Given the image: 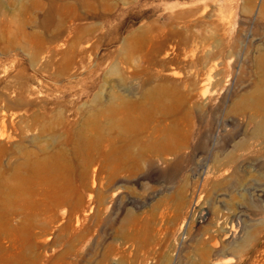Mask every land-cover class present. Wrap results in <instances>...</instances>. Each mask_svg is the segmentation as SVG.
<instances>
[{"label": "rangeland", "instance_id": "1", "mask_svg": "<svg viewBox=\"0 0 264 264\" xmlns=\"http://www.w3.org/2000/svg\"><path fill=\"white\" fill-rule=\"evenodd\" d=\"M0 264H264V0H0Z\"/></svg>", "mask_w": 264, "mask_h": 264}, {"label": "bare ground", "instance_id": "2", "mask_svg": "<svg viewBox=\"0 0 264 264\" xmlns=\"http://www.w3.org/2000/svg\"><path fill=\"white\" fill-rule=\"evenodd\" d=\"M211 68H208L207 69V72H206V75L207 77L205 79H210L211 77ZM199 220L198 222H201L202 220H204L205 218V213L203 211L200 212L199 216H198ZM234 233V229L231 227L230 229H228L227 231V237L231 236L232 234ZM216 249V247H214V250Z\"/></svg>", "mask_w": 264, "mask_h": 264}]
</instances>
